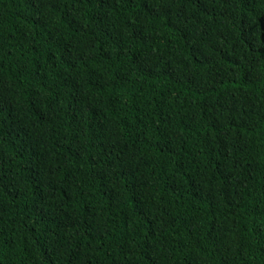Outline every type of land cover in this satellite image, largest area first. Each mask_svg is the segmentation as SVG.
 <instances>
[{
  "label": "trees",
  "instance_id": "trees-1",
  "mask_svg": "<svg viewBox=\"0 0 264 264\" xmlns=\"http://www.w3.org/2000/svg\"><path fill=\"white\" fill-rule=\"evenodd\" d=\"M0 264H264V0H0Z\"/></svg>",
  "mask_w": 264,
  "mask_h": 264
}]
</instances>
